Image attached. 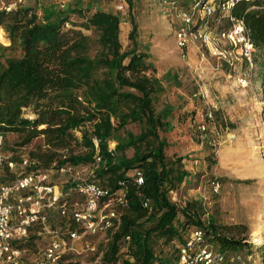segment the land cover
I'll return each mask as SVG.
<instances>
[{
    "label": "trees",
    "instance_id": "obj_1",
    "mask_svg": "<svg viewBox=\"0 0 264 264\" xmlns=\"http://www.w3.org/2000/svg\"><path fill=\"white\" fill-rule=\"evenodd\" d=\"M124 1L132 25L128 46L121 38L122 12L94 7L92 0L86 6L83 0L68 7L48 3L42 14L23 4L0 8V29L10 41L9 45L0 43L4 56L0 62V134H18L20 146L42 138L43 144L29 152L27 172L53 169L54 175L70 176L67 187L76 193L74 175L60 171L62 166L72 167L82 178L108 190L102 202L115 201L123 208L104 248L102 264H155L153 235L177 241L174 261L165 257L158 263L175 264L180 245L195 227H202L224 252L243 249L246 244L237 235L242 233L240 225H221L213 217L204 222L201 201L188 200L181 206L170 198L176 185L189 176L168 160L169 143L160 134L173 128L174 107L155 108L157 96L166 87L147 61L148 54L139 50L136 0ZM72 14L83 21L77 23ZM232 15L244 20L264 67V0L242 1ZM84 30L92 31V36ZM259 82L264 88V74ZM134 123L141 124L139 133L127 129ZM77 130L90 149L86 154L73 153ZM111 141L116 142L114 148ZM129 149H133L131 156L126 153ZM10 159L19 163L23 158ZM61 188L62 201L70 205L68 191ZM60 218V226L54 228H79L70 213ZM180 228L185 229L183 235ZM31 239L17 244L24 249ZM124 248L127 257L122 255Z\"/></svg>",
    "mask_w": 264,
    "mask_h": 264
},
{
    "label": "rangeland",
    "instance_id": "obj_2",
    "mask_svg": "<svg viewBox=\"0 0 264 264\" xmlns=\"http://www.w3.org/2000/svg\"><path fill=\"white\" fill-rule=\"evenodd\" d=\"M92 1L94 7L113 10L125 3L124 0ZM74 2L0 0V8L23 4L34 7L42 14L45 4H64L68 7ZM83 2L86 6L87 1ZM193 3L194 0H136L134 8L139 30V50L148 54L147 61L155 67V75L163 79L166 87L157 96L155 108L159 111L166 104L174 107L171 120L173 128L160 132L169 143L166 155L169 161H175V167L189 173L182 183L176 185L170 198L181 206L188 200L201 201L204 222L213 217L221 225L241 226L242 233L237 235L246 245L243 249L225 252V264H264V88L259 82L264 74L263 57L257 50L253 59L248 60L241 49L231 48L215 37L219 30L231 26L229 15L218 11L208 19L206 25L215 37L213 42L210 45L190 43L188 55L183 57L177 45L176 32L183 25L180 12L190 10ZM122 15L121 38L124 45L128 46L132 25L127 12ZM72 19L77 23L83 21L75 14H72ZM84 32L92 36V31ZM214 42L226 50L223 55L212 53ZM0 43L10 44L3 29H0ZM3 60L4 56L0 53V62ZM241 77L248 79L247 86L240 85L238 79ZM209 113H212L211 117ZM202 124L206 127L205 137L200 128ZM141 128L140 123L127 127L134 133H139ZM120 133L125 135L124 131ZM74 134L77 140L72 143L73 153H88L90 149L82 142V131H74ZM20 139L16 133H8L4 137L1 147L7 157L30 158L29 152L43 144L42 138H36L20 146ZM110 145H116V142L111 141ZM126 153L131 156L133 149ZM179 157L181 161L177 160ZM14 177L13 172L4 169L5 180ZM68 177L53 173L51 179L68 191L67 197L71 204L81 203V196L71 193L67 187L70 181ZM214 180L220 183L218 192L213 190ZM111 206L120 217L123 208L115 201ZM179 219L182 221L183 217L180 215ZM60 220L57 209L49 211L48 225L59 227ZM117 225L118 221L114 227ZM149 225L146 224L147 227ZM114 227L96 234L85 233L78 228L80 238L72 243L71 249L56 264H102L103 251L115 231ZM180 231L183 235L185 229L180 228ZM259 235L263 236V240H256ZM32 236L33 239L30 238ZM51 238V233L34 228L27 237L31 243L30 240L29 244L25 243L22 264H38ZM214 243L220 247L217 241ZM176 245V240L168 242L153 235L151 247L157 258L154 263H160L159 259L165 257L173 262ZM126 251V248L122 250L125 257Z\"/></svg>",
    "mask_w": 264,
    "mask_h": 264
},
{
    "label": "built area",
    "instance_id": "obj_3",
    "mask_svg": "<svg viewBox=\"0 0 264 264\" xmlns=\"http://www.w3.org/2000/svg\"><path fill=\"white\" fill-rule=\"evenodd\" d=\"M242 1L251 0H194L190 10L181 11L183 25L176 32L177 45L183 57L188 55L190 43L200 42L210 45L216 37L229 47L241 49V53L248 60L253 59L255 52L254 42L248 35L243 19L232 15L234 7ZM64 7V4H61ZM120 12H126V5L116 7ZM229 15L231 26L219 30L213 35L206 26L208 19L216 12ZM204 25V26H203ZM203 26V27H202ZM211 51L217 56L226 52L221 45L214 42ZM241 86L248 85V79H238ZM209 117L212 113L208 114ZM200 128L207 135L205 125ZM203 137V138H204ZM3 135L0 134V264H22L24 249L17 242L25 240L30 232L37 228L52 234V238L43 252L38 264H56L72 243L80 238V232L62 230L48 225L49 211L57 209L60 214H71L75 224L85 233L96 234L115 226L119 216L111 207V202H102L108 195V190L96 181L82 178L78 170L69 166H62L61 172L74 175L75 191L81 196V203L68 204L62 201L64 193L57 183L52 182L53 169H42L27 172L25 167L29 158L21 162L11 160L2 150ZM96 145H98L95 140ZM111 146V145H110ZM115 145L111 146L114 148ZM100 160V157H97ZM15 174L12 180L4 179V169ZM92 176V171L90 172ZM138 182H143L139 173ZM215 192L220 190V183L212 181ZM66 231V232H65ZM66 233L67 235H64ZM175 264H225V252L215 245L202 227H195L189 231L186 240L180 245L178 258Z\"/></svg>",
    "mask_w": 264,
    "mask_h": 264
},
{
    "label": "bare ground",
    "instance_id": "obj_4",
    "mask_svg": "<svg viewBox=\"0 0 264 264\" xmlns=\"http://www.w3.org/2000/svg\"><path fill=\"white\" fill-rule=\"evenodd\" d=\"M256 240H257V241L263 240V236H260V235H259V236L257 237Z\"/></svg>",
    "mask_w": 264,
    "mask_h": 264
},
{
    "label": "crops",
    "instance_id": "obj_5",
    "mask_svg": "<svg viewBox=\"0 0 264 264\" xmlns=\"http://www.w3.org/2000/svg\"><path fill=\"white\" fill-rule=\"evenodd\" d=\"M86 1H89V0H86Z\"/></svg>",
    "mask_w": 264,
    "mask_h": 264
}]
</instances>
